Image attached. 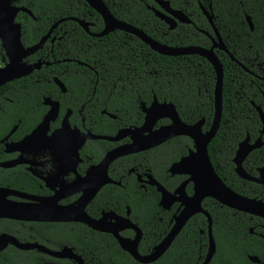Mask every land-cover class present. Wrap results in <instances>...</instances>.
Segmentation results:
<instances>
[{"label": "flooded vegetation", "instance_id": "obj_1", "mask_svg": "<svg viewBox=\"0 0 264 264\" xmlns=\"http://www.w3.org/2000/svg\"><path fill=\"white\" fill-rule=\"evenodd\" d=\"M10 4L29 9L28 4H23L22 0H10ZM85 4L89 9L84 7L76 16L44 15L41 17L35 16L30 9L31 14L18 11L14 23L20 25V43L23 48L26 50L42 40L39 47L21 57L18 62H16V56L13 54L14 50L9 51L10 54L8 55L0 38V81L4 80L3 83H0V190L9 192L5 195V199L8 201L34 204L37 202L34 198H48L51 201L48 205L69 207L82 197H86L95 188L94 183H96L97 178L92 181L91 179L85 180L84 177L89 170L101 162L108 152L125 147L133 142V138H143L145 135L171 123L169 118L159 117L145 124L147 118L145 109L151 106L154 99L157 103L170 101L159 100L150 88V99H141L140 91L142 89L135 88L132 82L137 85L143 80L134 82L132 78L124 79L120 74L115 73L114 67L121 69L120 67L126 65L127 58L117 54V50H114L113 47L118 48L123 45L134 52V45H136L138 57L141 60L140 52L143 50L141 41L137 38L138 42L135 36L123 31H121L123 32L121 40H114L111 34L117 29L100 35L105 28L104 21L86 2ZM154 7L160 9L157 5ZM198 7L201 11L203 5L198 2ZM203 16L210 31L197 27L188 15L190 22H177L174 28L178 24L189 25L207 38V42L203 45H189L209 48L213 44L212 39L217 42L218 38L205 15ZM212 19L225 46V49L214 48V53L219 61L221 62L222 59L226 60L228 64L233 63L231 67L237 73H239L237 69L242 68L250 75L264 79V77H259L251 71L227 48L214 23V16ZM7 34L13 36L12 32ZM121 59L122 61H120ZM117 62L121 64L120 67ZM127 64L129 65L128 62ZM17 65L25 70L30 66L32 69L19 77L10 78L9 76L16 73ZM213 73L214 83L210 98L212 101V119L214 115V70ZM8 77L9 79H7ZM191 79L192 77L189 76L188 85ZM197 81H200L199 78ZM189 88L191 96L195 91L199 98L198 102L203 101L205 95H203L205 92L203 84L193 86L192 81ZM174 107L180 119L187 124H193L203 119L201 127L203 132L212 123V119L207 122L204 116L198 117L193 122H188L181 117L175 105ZM256 107L259 106L255 105V109ZM52 108H55L56 112L54 117L49 120L47 128L41 129L36 135H32ZM262 114L264 115L263 111ZM259 120L261 122L259 135L251 138L246 133L241 140L243 141L248 137L250 144L257 140L260 143L243 160L242 167L245 171L243 163L249 155L264 145L262 140L264 121L260 119V116ZM93 136H106L112 139ZM179 137H184L186 140L180 141ZM82 138H84L83 142H81ZM192 150H194L192 140L187 136L179 135L148 149L115 157L106 169L107 178L110 181L102 184L86 203L83 209L85 214L92 220L103 221L106 225H121L125 219L129 220L141 231V237L137 244L138 252L142 255L149 253L176 224V219L183 205L179 201H173L165 207L160 205L161 195L156 187L148 182V176H151L168 192L174 193L175 189L188 176L184 174L172 175L168 169ZM234 155L235 152L233 157ZM233 165L235 169V164L233 163ZM259 167L255 168L256 175L246 172L252 176H257ZM192 186V182L186 183L184 192L187 196L192 195ZM236 193L243 195L239 192ZM130 197L140 199L138 201L140 206H143L146 200L153 199L156 207L150 216L148 214L143 215L142 207L138 210L130 208L127 203V199ZM206 198L201 202L204 210L206 209L203 206V201ZM197 215L203 216L205 224L203 226L202 223H195L198 234L204 236L206 240V243L202 244L206 247L204 253L197 257V261L202 264L207 256L209 242L208 221L203 213L197 212L191 215L170 245L189 221ZM143 216H146L147 222L151 221L153 235L158 240L145 253L138 249L143 237V230L134 221V219L143 218ZM254 217V219L248 218L247 233L258 237L264 243V219ZM38 228L40 230H35ZM161 228L164 229L163 233L160 231ZM97 232L113 237L110 233L93 229L80 221H24L0 218V235L7 233L22 242H37L50 251H59L63 247H69L74 254L80 256L83 264H93L95 261L94 248ZM119 234L123 238L133 239L136 233L134 229L126 227ZM201 240L203 239H199V242ZM82 246L83 249H81ZM11 247L14 246L8 244L2 251ZM20 251L37 253L36 257L39 264H78L73 258L53 256L35 249ZM261 255L259 257L256 254H249L247 258L250 264H264V255ZM251 257H255V259H251Z\"/></svg>", "mask_w": 264, "mask_h": 264}, {"label": "trees", "instance_id": "obj_2", "mask_svg": "<svg viewBox=\"0 0 264 264\" xmlns=\"http://www.w3.org/2000/svg\"><path fill=\"white\" fill-rule=\"evenodd\" d=\"M22 2L28 4L35 16L41 17L76 16L84 7L89 9L84 0H22ZM103 2L114 17L142 29L161 43L186 46L203 45L207 42L203 34L187 24H178L176 28L170 30L147 8V5L156 6L153 0H103ZM169 2L172 8L184 11L197 27L208 31L210 28L198 7V2L206 9H209L210 4L214 23L227 48L256 75L264 77L262 40L264 0H169ZM245 15L250 16L254 26L253 31L249 30ZM122 33L117 30L111 35L114 40H121ZM135 39L139 42L137 38ZM141 44L143 48L140 52L141 60L136 45L134 52L123 45L118 48L113 47L117 50V54L127 58L123 67L117 62L121 69L114 67L115 73L120 74L124 79L132 78L134 82L143 80L137 85L132 82L135 88L142 89L141 99H150V88L159 100L172 102L181 117L188 122H193L200 116H204L209 122L212 119L210 98L214 83L211 65L198 55L165 56L154 52L146 44L142 42ZM221 62L223 65L222 113L219 127L208 144V155L218 176L231 189L248 197L264 199V187L240 179L235 174L232 163L236 146L246 133L251 138L259 135L261 122L255 105L264 112V79L254 77L242 68H238L239 73H237L231 67L233 63L228 64L222 59ZM189 76L192 77L189 85L192 81L193 86L203 84L205 89L203 95H206L203 101L198 102L199 98L195 91L191 96L187 82ZM198 78L200 81H197ZM179 140L186 139L179 137ZM262 140L264 141V132ZM262 165H264V145L249 155L243 163L246 171L252 175H256L255 168ZM138 201L140 199L137 197L127 199L132 210L142 207L143 215L150 216L156 207L154 200H146L143 206H140ZM203 206L212 218V234L216 245L215 254L208 264H250L247 255L256 254L259 257L261 254L264 255L262 240L247 233L248 218L254 219V216L230 209L210 198L203 201ZM134 221L143 230L138 249L145 253L158 240L153 235L151 221L147 222L146 216L136 218ZM195 223H202L204 226L203 216L193 217L164 254L158 260L147 264H200L197 257L204 253L206 247L202 244H205L206 240L204 236L198 234ZM160 231L163 233L164 229L161 228ZM201 238L203 240L199 242ZM94 252L96 258L93 264H142L122 250L113 237L98 232L95 235ZM36 256L35 252H24L11 247L0 252V264H39Z\"/></svg>", "mask_w": 264, "mask_h": 264}, {"label": "water", "instance_id": "obj_3", "mask_svg": "<svg viewBox=\"0 0 264 264\" xmlns=\"http://www.w3.org/2000/svg\"><path fill=\"white\" fill-rule=\"evenodd\" d=\"M84 1L93 10H95L104 21L105 28L100 33V35L107 34L108 32L117 29L135 36L141 42L146 44L151 50L161 55L180 56L195 54L205 58L208 63L211 64L215 72V85L213 91L214 115L212 123L209 128L203 132L201 129L203 119H200L193 124H187L180 119L172 103H157V101L154 99L151 106L148 109H145L147 115L145 124L150 123L153 121V119L155 120L159 117H167L171 120V123L169 125L160 127L150 134L145 135L143 138H133V142L125 147L108 152L101 162L89 170L84 177L85 180L91 179L92 181L94 178H97L96 183H94L95 188L91 190L89 194L86 195V197H82L69 207H60L58 205L53 207V205H48V203L51 202L48 198H34L37 200V202L34 204L8 201L5 199V195H7L9 192L6 190H0V218H10L24 221H80L92 227L93 229L110 233L116 239L120 248L127 252L135 261L142 264H147L156 261L164 253L173 238L191 215L201 212L207 217L209 240L207 256L205 257L202 264H208L215 252V243L211 232V217L209 213L201 206V202L204 198H212L221 205L230 209L264 219V200L240 195L229 188L216 174L208 156L207 146L217 131L222 111L223 67L218 57L214 53V48L218 47L220 49H225V46L213 24V15L211 13L210 4L209 9L201 7V11L202 14L205 15L207 21L210 23L214 32L217 34L218 41L216 42L214 39H212L213 44L209 48H206L196 45L170 46L161 43L145 33L142 29L127 22L117 20L112 15L111 11L108 9L103 0ZM153 2L160 9L150 5L147 6L148 9L153 12L155 17L163 21L169 29H173L177 22H190L184 11L180 9H173L170 6L169 0H153ZM20 10L31 14L30 10L25 7L11 5L10 0H0V38L8 55L10 54L9 51L11 52L12 49L14 50L13 54L16 56V62H18L24 55L34 51L42 43V40H40V42L33 47H30L26 50L23 48L20 43V25L18 23H14V18L17 12ZM245 21L249 30L252 31L254 26L249 15H245ZM9 32H12L13 36H8L7 33ZM262 40L264 47V27L262 30ZM16 67V73L12 74V76H9L10 78L19 77L32 69L31 66L26 70L22 69V67L19 65ZM9 77L7 79H9ZM3 82L4 80L0 81V83ZM256 110L259 113L260 119L264 121V115L262 114L261 109L256 107ZM55 112V108L50 109L48 114L43 118L42 122L33 131L32 135H36L41 129H46L49 120L54 117ZM179 135L189 137L193 142L194 150L190 151L187 156L182 157L179 161L173 163L168 170L172 175L184 174L188 177L175 189L174 193L168 192L162 185L152 179L151 176H148V182L154 185L156 190L160 193V205L165 207L173 201H179L183 205V208L176 219V224L170 229L167 235L160 241V243L155 245L149 253L142 255L137 250V244L141 237V231L135 224L125 219L121 225H106L101 220H92L85 214L83 209L86 203L94 196L99 187L102 184L110 181L107 178L106 169L108 164L115 157L130 152L148 149ZM93 137L107 138L106 136ZM83 139L84 138L81 139V142H83ZM259 145V140L255 141L253 144H250L248 142V137H246L238 144L233 157V163L235 164L234 170L237 176L264 186V166L257 169V176L250 175L242 167V162L246 155ZM188 182H192L193 185V193L191 196H187L184 192L185 185ZM118 226H122V228L118 229ZM126 227L134 229L136 234L133 239L123 238L120 236L119 232ZM8 244L13 245L19 250L35 249L42 253H48L53 256L70 257L77 261L78 264H83L80 256L74 254L69 247H63L59 251H50L45 246L37 242H22L12 235L2 233L0 235V251H2ZM251 259H255V257H251Z\"/></svg>", "mask_w": 264, "mask_h": 264}, {"label": "bare ground", "instance_id": "obj_4", "mask_svg": "<svg viewBox=\"0 0 264 264\" xmlns=\"http://www.w3.org/2000/svg\"><path fill=\"white\" fill-rule=\"evenodd\" d=\"M117 228H118V229H121V228H122V226H118Z\"/></svg>", "mask_w": 264, "mask_h": 264}]
</instances>
